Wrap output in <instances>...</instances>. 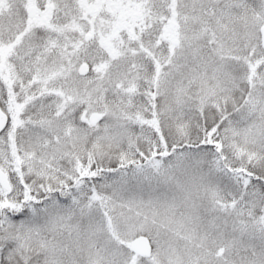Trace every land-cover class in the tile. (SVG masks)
<instances>
[{
	"label": "snow or ice",
	"instance_id": "obj_1",
	"mask_svg": "<svg viewBox=\"0 0 264 264\" xmlns=\"http://www.w3.org/2000/svg\"><path fill=\"white\" fill-rule=\"evenodd\" d=\"M0 264H264V0H0Z\"/></svg>",
	"mask_w": 264,
	"mask_h": 264
}]
</instances>
